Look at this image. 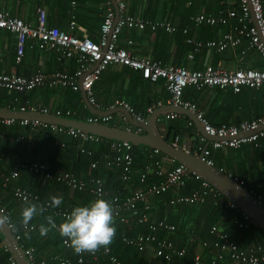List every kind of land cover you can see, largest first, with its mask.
<instances>
[{"label":"crops","instance_id":"obj_1","mask_svg":"<svg viewBox=\"0 0 264 264\" xmlns=\"http://www.w3.org/2000/svg\"><path fill=\"white\" fill-rule=\"evenodd\" d=\"M124 1L126 3V15L152 22H170L176 28L173 32H169L161 26L156 29H152L150 26L143 29L124 28L119 37L118 45L136 56L150 57L164 65L185 66L194 70H203L209 65L221 66L227 70L264 69L263 55L250 47L247 36L239 34L234 29L235 25L238 24L236 18L229 17L226 22L214 25L196 23L191 19V16L198 14L216 16L224 14L227 17L226 10L238 7V1L228 4L225 2L226 7L221 4L220 0ZM262 3L264 5V0ZM112 6L116 11L113 2ZM38 7L44 8L49 26L69 31L78 37H90L95 41L99 40L105 13L104 0H0V8L7 9L13 15L32 24L37 22ZM72 21L75 22L73 29L71 28ZM227 33H232L238 37L239 43L230 45L226 49H220L216 46L196 47L198 41L219 39ZM179 36L183 39L182 41L185 40L188 46L178 39ZM189 38L193 39L192 43L188 41ZM16 48V36L7 31H2L0 34V50L2 51L0 73L29 76L38 71L44 73L61 71L72 74L78 66L76 59L61 57L55 49L43 50L31 39L27 41L22 61L16 63ZM212 88H204L205 90L196 99L197 101L189 100L186 97L184 99L195 102L213 125H238L244 120L257 119L264 114V86L257 89L244 87L239 92L226 87L222 88L223 91H220L218 96L213 93ZM93 90L100 106L99 108L95 106L97 109L112 110L110 105L115 99L122 98L133 105L135 111L144 117V122L156 109L171 105L168 103L171 93L166 88L165 79L154 82L144 78L139 70L123 65H110L101 74L100 79L96 81ZM15 99L18 100L14 101ZM20 106L38 108L37 111L47 108L50 113L61 110L64 117L79 120H87L96 115L91 112L86 104L81 88L73 90L62 86H41L23 93L0 88V107L20 111ZM150 107L153 108L151 111L148 110ZM64 112H69V115ZM170 114L178 115L169 117ZM108 115L112 117L109 125L127 130L130 128L129 130L140 134L144 132L142 127L128 122L125 115L120 112ZM133 119L141 123L135 118ZM22 120L15 119V122L10 125L0 124V172L10 176L16 169L19 171L18 176H10V180L5 185L4 180L0 179L3 183V187L0 188V208L8 211L10 222L14 224L15 228L12 229L13 233L21 235V241H18L19 246L21 247L20 244H22L25 248H32L36 258L45 260L47 263L49 260L50 264H58L60 258L76 259L77 254L72 248L65 245V238H62L57 231L49 232L46 237L39 235V225L41 223L46 224L44 216L37 215L29 222V226H33L32 229H25L21 226L20 213L24 202L13 197L16 188L21 187L29 192L38 193L40 201L44 203L50 202L53 196L61 199V204L44 214L45 216L49 213L50 215L53 214L51 216L57 224L62 221L63 217L57 215L54 210H72L75 206L87 205L100 196L94 194L90 188L73 189L47 178L40 172H34L28 167L31 162L44 163L53 171L67 170L73 172L88 182L93 178L102 179L107 190V196L101 198L105 200L114 195H119L123 200L135 190H147L153 183H159L164 179L157 174L160 168L166 171L179 164L160 151L154 152L155 148L143 145L135 149L134 145L141 144L131 143V150L134 155L132 172L130 178L124 180L122 166L109 161L118 153L116 143L120 141L101 137V140L96 142L77 138L66 132H52L62 134L65 137H60V142L55 140V144H60V147H56L55 144L48 146L43 140H37L36 134L30 136L15 135L14 133L18 131V125L25 126L20 123ZM190 120L187 115L166 112L159 116L158 125L163 136L167 140L169 137L171 143L200 155L197 152V147L200 143L199 137L202 134L192 120L193 125H188ZM2 126H5L6 129L2 130ZM27 126L35 133L41 129L46 130L41 127H33L31 123ZM14 127L16 130H13ZM138 128H140L139 131H137ZM21 136L23 139L18 140ZM210 157L217 167L243 179L246 182L245 187L253 194L264 196V148L262 146L246 143L240 148L212 149ZM144 172L148 173V177L145 182H142L141 174ZM133 179H139L141 185L138 188H133ZM197 180H200L199 188L188 194L182 192L187 182L182 186H173L166 192L150 194L146 202H138L141 214L146 212L145 204H148L147 213L150 220H164L174 224L171 218L169 221L160 217L161 213L157 212L160 208L157 207L156 203L157 195L174 191L175 194H170L171 196L164 201V205L169 209L166 215L172 216L174 222L179 225V232L175 236V231H163L161 235L172 239L178 248L185 249V251L187 247L190 248L188 257L193 260L196 256H200L201 264H208L215 256L213 245L210 243L212 238L216 236L211 232L212 226H217L220 230L228 232L240 247L247 248L260 244L258 240L264 239V231L260 227L262 231L254 226L251 227V225L247 228L239 227L237 222L241 220L242 211L227 207V202L221 195L214 196L208 192V195L197 202L170 204V200L178 196H188L194 192L201 193L204 191L206 188L202 187V179ZM120 185L123 187L118 188ZM31 202L38 204L35 201ZM152 213L153 218L151 217ZM124 214L129 218V223H123L120 219L114 221L115 228L120 229V231L119 233L116 231L115 238L110 245L112 254L118 256L123 264L175 263V260L168 262L155 257L154 249L151 246H148V249L141 253L136 251V247L122 241L123 236L134 237L149 231L147 223H140L136 217L135 219L131 218L129 212ZM142 224L146 227L144 232L138 230ZM26 232L29 235L26 236ZM117 238L126 247L116 251L114 241ZM204 241L207 245H204ZM11 259L13 258L4 242V236L0 233V264H12ZM218 264L238 263L225 255Z\"/></svg>","mask_w":264,"mask_h":264},{"label":"built area","instance_id":"obj_2","mask_svg":"<svg viewBox=\"0 0 264 264\" xmlns=\"http://www.w3.org/2000/svg\"><path fill=\"white\" fill-rule=\"evenodd\" d=\"M105 1V13L103 15V22L101 25V36L99 40L95 41L90 37H78L73 33L65 30H61L55 26H49L47 24V17L44 8L38 7L37 9V22L32 24L26 22L23 19L13 15L9 10L0 8V34L2 31L12 33L17 38V48L15 61L20 63L23 59L25 47L28 40H33L37 45L43 49H55L61 57L74 58L77 60V69L71 74L61 71H54L51 73L36 72L29 76L18 75L15 73H0V88L16 91L26 92L41 86H62L69 87L73 90L83 88L88 100L96 107H100L94 96V84L101 77V74L110 65H123L132 69L139 70L142 76L151 81H158L159 79L166 80V88L171 93L169 104L181 105L189 108L196 113L198 120L203 125L205 131L213 136L226 137L230 136L231 139L221 141H209L206 136L201 135L199 137L200 143L197 147V152L201 157L211 165H215L212 160V149H219L223 147L240 148L246 143H253L257 146L264 148V128L260 129L251 135L246 137H238L241 132L248 130H256L261 124H264V114L257 119L244 120L240 124H221L213 125L206 117L204 111L195 103L184 99V90L193 86L196 89H203L207 87H229L235 92H239L244 87L253 89L264 86V69H237L227 70L221 66H207L203 70L189 69L185 66L177 65H164L161 62L154 60L150 57H140L134 55L131 51L118 45L119 37L124 28H140L150 26L152 29L157 27H163L169 32H173L176 28L170 22H152L146 19L137 18L131 15H126V3L124 0H115L118 4L119 17L116 19V11L112 6V0ZM238 1V7L227 9V17L224 14L218 16L212 14H198L191 16L192 21L196 23H207L214 25L220 22H226L229 17L236 18L238 24L234 29L241 35L247 36L250 41V47L259 51L264 57V8L262 0H220L221 4L226 7V3ZM254 20L256 22H254ZM75 27V22H71V28ZM190 43L193 39L189 38ZM240 39L232 33L224 34L219 39L207 40L205 42H196L197 48L216 46L220 49H226L230 45H237ZM131 42V41H129ZM2 51L0 50V56ZM80 80L78 81V79ZM15 99L14 101H17ZM16 103V102H14ZM160 104V103H159ZM116 107L125 108L132 116L139 122H144V117L137 113L133 105L122 98H117L110 105L111 109ZM15 108V107H14ZM20 111H36L38 108H31L26 106H20ZM150 107L148 110L151 111ZM41 112L48 113L47 108L41 109ZM69 115V112H64ZM57 115L63 116L61 110L55 112ZM178 115V114H176ZM175 114H170L169 117H175ZM111 116H92L87 119L90 122H98L108 124L111 120ZM15 122L14 118L0 119V124H12ZM27 119L20 121L22 125H29L33 127L45 128V132L50 134L52 132H66L74 137H80L86 140L100 141L101 137L95 134H91L81 129L74 127H66L62 125L41 123L39 121L30 122ZM188 125H193V122L188 121ZM130 128H128L129 130ZM140 128L137 129L139 131ZM23 136L18 140H22ZM118 147V153L112 160V163H117L122 166L124 180L130 178L132 172V166L134 161V155L131 150L132 145L129 142L120 141L116 143ZM154 152L158 153L159 150L155 149ZM95 165V164H94ZM28 167L34 172H40L47 178L53 179L56 182L67 185L73 189L84 190L90 188L94 194L100 197L107 196V190L105 184L100 178H93L89 182L83 178L78 177L73 172L67 170L53 171L49 169L44 163L31 162ZM223 170V169H221ZM19 171L16 169L10 176H18ZM157 174L164 179L159 183H153L147 190L138 189L127 195L125 199H121L119 195L111 196L107 199L110 203L115 200L114 203V221L120 219L123 223H129V218L124 213L129 212L131 218L138 219L140 223H147L149 229L146 233L137 234L134 237H122V241L136 247V251L145 252L148 246L154 249V255L157 258H161L165 261H173L174 259L185 256V249L178 248L174 241L169 237L161 235L163 231L174 232L176 226L170 222L164 220L152 221L149 218L147 210L149 205L145 204L146 212L141 214L138 207V202H146L149 199V195L152 193L166 192L173 186H182L186 183V178L189 174L187 168L183 164L174 165L169 170H163L160 168ZM241 185L245 186L246 182L229 173ZM10 176L0 172V179L4 180V185L10 180ZM148 177V173L141 174V181L145 182ZM197 179H202L198 175ZM91 182V183H90ZM202 187L206 188L204 191L194 192L192 195L178 196L170 200V204L179 203H193L198 200H202L208 192L214 196L222 195L216 188L211 186L206 180L202 179ZM92 186L90 187V185ZM14 195L21 201H25L27 198L29 201H35L38 204L47 206L50 202L40 201L39 195L29 192L28 190L18 187L16 188ZM257 199L264 206V196L254 194ZM227 207L241 211L237 205L228 200ZM53 208H48V212ZM71 210H54V212L64 217L66 213H70ZM0 212L3 215L8 216V211L4 208H0ZM241 220L237 222L239 227L247 228L252 225L253 220L245 213L241 212ZM11 229L14 228V224L8 223ZM32 229L33 226H29L28 229ZM211 232L214 233L217 239L213 242L214 258L211 260V264H218L219 260L223 259L227 255L232 261L241 264H264V246L261 244H255L253 246L243 248L240 247L237 242L226 231L220 230L217 226H212ZM16 240L21 241V235L15 234ZM65 243V241H64ZM24 249L25 256L27 257L29 264H48L45 260L36 258L32 248ZM66 246H68L65 243ZM204 245H207L204 242ZM69 247V246H68ZM113 258H115V264H123L120 258L111 253V249L105 253L103 249H100L96 253H83L77 255L76 259L60 258L58 264H113ZM12 264H15L13 259L10 260ZM57 264V263H55ZM193 264H201L200 256H196Z\"/></svg>","mask_w":264,"mask_h":264},{"label":"water","instance_id":"obj_3","mask_svg":"<svg viewBox=\"0 0 264 264\" xmlns=\"http://www.w3.org/2000/svg\"><path fill=\"white\" fill-rule=\"evenodd\" d=\"M116 8V19L119 17V11L117 2L112 0ZM254 22H256L254 20ZM85 102L90 108L91 112L106 116L110 113L120 112L125 115L128 122L133 125L143 128V133H136L125 128L118 126H112L109 124H103L98 122H90L85 119H75L70 117H64L55 113H44L41 111H15L8 107H0V119H27L30 121H39L41 123L62 125L66 127H74L81 129L82 131L95 134L106 139L115 141H125L132 144H141L150 148L158 149L163 154L172 158L179 164H183L187 171L192 176L198 175L203 180H206L210 185L216 188L224 197L234 202L237 207L245 212L254 222L255 225L260 227L264 231V206L257 199V197L245 186L234 180L229 173L221 170L216 165L208 164L201 155L192 153L184 148L179 147L176 144L169 142L160 131L158 125V118L166 112H176L187 115L196 125L202 135L206 136L209 141H221L228 140L232 137L226 136H213L205 131L203 125L198 120L196 113L189 108L181 105L171 104L158 108L151 113L146 122L138 123L132 115L123 107H116L112 110H100L97 109L92 103L88 101L85 91L81 87ZM264 124H261L256 130H248L241 132L238 137H246L252 133L263 129ZM0 215H3L0 212ZM0 233L4 236V242L8 247L12 258L16 261V264H29L28 259L25 256L24 250L19 246L16 240L15 234L8 226V223H0Z\"/></svg>","mask_w":264,"mask_h":264},{"label":"clouds","instance_id":"obj_4","mask_svg":"<svg viewBox=\"0 0 264 264\" xmlns=\"http://www.w3.org/2000/svg\"><path fill=\"white\" fill-rule=\"evenodd\" d=\"M61 199L53 196L50 203L45 206L36 204L25 198L24 206L21 210V226L28 229L29 222L37 215L44 216L46 221L39 225V235L46 237L49 232L55 230L65 243L72 248L75 254L80 255L85 252L96 253L103 249L105 253L110 250L115 235L114 226V203L98 197L87 205L75 206L70 213H66L62 221L57 224L51 215L45 216L48 208H55L61 204ZM0 223H10V218L0 215ZM29 235V233H25ZM115 264V258H113Z\"/></svg>","mask_w":264,"mask_h":264},{"label":"trees","instance_id":"obj_5","mask_svg":"<svg viewBox=\"0 0 264 264\" xmlns=\"http://www.w3.org/2000/svg\"><path fill=\"white\" fill-rule=\"evenodd\" d=\"M263 4V3H262ZM264 6V5H263ZM264 8V7H263ZM178 39L179 40H181V42L183 43V44H185V45H187L186 44V42H185V40L184 41H182L183 39H181V36H179L178 37ZM188 46V45H187ZM209 89L211 88V87H208ZM213 89V93L214 94H216L217 96H218V93L220 92V91H223V89L222 88H219V87H213L212 88ZM205 89L203 88V89H196L195 87H193V86H189V87H187L185 90H184V97H186V98H188L189 100H195V101H197L196 99L197 98H199L200 96H201V93L204 91ZM2 128V130L3 129H6L5 128V126H2L1 127ZM13 130H16V128L14 127L13 128ZM17 132L16 133H14L15 135L16 134H18V135H24V136H30L31 134H36V138H37V140H39V141H44L48 146L51 144V145H54L55 144V140H59V138L61 137V138H63V137H65L64 135H62V134H54V133H50V134H47L45 131H43L42 129L41 130H39V131H37V133H35L34 131H32V129L30 128V127H28V126H19L18 125V128H17ZM194 134V133H193ZM33 135V136H34ZM193 136H195V135H193ZM78 138V137H77ZM171 139L168 137V141L169 142H171L170 141ZM61 141V139L59 140V142ZM56 145V147H60V144L59 145H57V144H55ZM139 146H143V145H134V148L135 149H137ZM48 160H50V159H48ZM176 162V161H175ZM177 163V162H176ZM152 180V179H151ZM151 180H150V182H151ZM186 182H187V184H186V186L182 189V192L183 193H185V194H188V193H190L191 191H193V190H196V189H198L199 188V185H200V180H197L194 176H191V175H189L188 174V176H187V178H186ZM138 183V184H137ZM123 184V183H122ZM121 184V185H122ZM118 186V188L120 187V188H122L123 186ZM139 185H141V183H140V181H139V179H133V188H138V186ZM3 187V183H2V181H0V188H2ZM122 190V189H121ZM121 190H119L120 192H121ZM123 193V192H122ZM35 194H38V193H35ZM170 194H175V192L173 191V192H167V193H164L163 195H157L156 196V203H157V207L158 208H160L157 212L158 213H161V216L160 217H162L163 219H166V220H169V221H171L172 220V222L174 223V225L176 226V230H175V233L176 234H174L175 236L177 235V233L179 232V229H178V224H177V222H174V219H173V217L171 216H169V215H166V214H168L167 212L169 211V209H168V207L166 206V205H164V201L167 199V198H169L171 195ZM39 195V194H38ZM222 196V198L224 199V201H228V199L226 198V197H224L223 195H221ZM13 197L15 198V199H17V200H19L14 194H13ZM156 207V208H157ZM140 208V207H139ZM48 214V213H47ZM49 215H50V213H49ZM51 215H53V214H51ZM151 217L153 218L154 217V215H153V213H152V215H151ZM170 218H171V220H170ZM255 227V228H259V227H257L254 223L251 225V227ZM146 227L142 224V225H140V227L138 228V230L139 231H142V232H144V231H146V229H145ZM260 229V228H259ZM261 230V229H260ZM116 231L119 233V231H120V229H116ZM262 231V230H261ZM174 236V237H175ZM216 236H214L213 238H212V240L210 241V243H211V245L213 244V242L216 240ZM259 243L260 244H262L263 246H264V239L263 238H260L259 240ZM205 242V241H204ZM114 247L116 248V251L117 250H119V249H122V248H125L126 247V245L125 244H123V243H120V241H119V239L117 238L116 239V241H114ZM189 251H190V248H188L187 247V249H186V253H185V256L184 257H181V258H177V259H174L175 261V263L174 264H193L194 263V258H193V260L191 259V258H189L188 257V255L187 254H189ZM48 264H50V262H49V260H48ZM208 264H211V261H209L208 262ZM238 264H241V263H238Z\"/></svg>","mask_w":264,"mask_h":264}]
</instances>
